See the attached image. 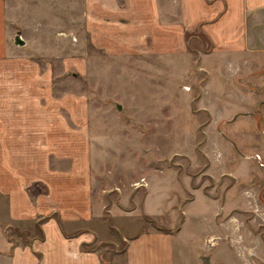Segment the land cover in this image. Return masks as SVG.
Returning a JSON list of instances; mask_svg holds the SVG:
<instances>
[{
    "label": "rangeland",
    "instance_id": "374dc122",
    "mask_svg": "<svg viewBox=\"0 0 264 264\" xmlns=\"http://www.w3.org/2000/svg\"><path fill=\"white\" fill-rule=\"evenodd\" d=\"M5 1L10 55L0 70L21 72L37 101L77 111L86 102L104 260L124 264L127 239L160 225L175 231L176 264H264V27L252 28L255 59L243 55L248 67L239 68L200 24L186 27L181 48L111 51L102 25L130 19L99 0ZM163 2L170 21L174 0ZM61 111L70 117L67 106ZM150 183L158 218L144 212ZM4 227L16 241L33 239Z\"/></svg>",
    "mask_w": 264,
    "mask_h": 264
},
{
    "label": "crops",
    "instance_id": "0c3cea01",
    "mask_svg": "<svg viewBox=\"0 0 264 264\" xmlns=\"http://www.w3.org/2000/svg\"><path fill=\"white\" fill-rule=\"evenodd\" d=\"M99 1L104 11L124 12L130 19L102 25L110 27V33L101 32L110 34L111 51L115 45L128 51L181 48L186 27L200 24L217 50L230 55L228 60L248 67L241 59H255L248 52L250 39L255 42L259 36L252 28L264 27V0H174L170 21L161 13L163 0ZM6 10V1L0 0V61L10 55ZM119 28L127 29L121 38L114 31ZM171 34L175 37L168 41ZM20 73L0 70V194L7 208L6 220H0V264H112L104 260V238L94 226L102 204L92 187L86 102L79 101L77 111L60 101H37L17 79ZM62 105L70 117L64 116ZM41 185L45 191L35 190ZM151 188L150 183L144 212L158 218L161 203L152 204ZM6 224L26 231L32 241L14 243ZM176 247L174 229L156 225L127 239L124 264H176Z\"/></svg>",
    "mask_w": 264,
    "mask_h": 264
},
{
    "label": "trees",
    "instance_id": "16d2710c",
    "mask_svg": "<svg viewBox=\"0 0 264 264\" xmlns=\"http://www.w3.org/2000/svg\"><path fill=\"white\" fill-rule=\"evenodd\" d=\"M48 217V215H46V216H43L42 217V219H45V218H47ZM39 222H41V221H39ZM6 232H7V234H8V236H9V238L12 240V241H14V243L15 242H17L16 240H15V238L14 237H12L11 236V234H9V232L7 231V229H6ZM40 238H42L43 236H44V234L42 233V231H41V233L38 235ZM22 237H23V235H22ZM32 240H29V239H23V242L25 243V242H31ZM85 247V246H84Z\"/></svg>",
    "mask_w": 264,
    "mask_h": 264
},
{
    "label": "water",
    "instance_id": "95a60500",
    "mask_svg": "<svg viewBox=\"0 0 264 264\" xmlns=\"http://www.w3.org/2000/svg\"><path fill=\"white\" fill-rule=\"evenodd\" d=\"M15 41L18 44H24L25 43L24 38L21 36V31H18V33H17V35L15 37Z\"/></svg>",
    "mask_w": 264,
    "mask_h": 264
}]
</instances>
